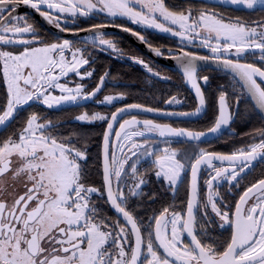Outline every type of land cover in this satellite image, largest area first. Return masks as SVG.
<instances>
[{"label":"snow or ice","instance_id":"obj_1","mask_svg":"<svg viewBox=\"0 0 264 264\" xmlns=\"http://www.w3.org/2000/svg\"><path fill=\"white\" fill-rule=\"evenodd\" d=\"M228 2L247 9L258 7L264 12V0ZM20 5L31 7L62 31L68 29L61 28L60 14L88 16L100 12L112 17H128L133 23L170 32L189 42L199 38L201 45L211 50V58L242 82L256 106L264 112V68L240 62L246 53L255 54L256 51L264 61V19L251 22L239 18L226 19L207 8L198 13L192 7L174 11L166 6L165 0H0V45L23 46L19 52L0 48V73L7 85V101L0 112V126L33 100L51 108L63 102L91 99L100 92L108 75H102L90 93L85 92L83 84L69 87L60 83L61 77L70 72L81 80L92 77V71L80 72L82 67L90 64V57L85 56V49L73 47L67 39L51 43L41 40L26 14H16ZM42 6L47 10L42 11ZM103 27L94 25L89 29L94 33V44L118 52L116 44L105 38L101 31ZM25 34L31 38H25ZM136 35L139 36L138 33ZM139 38L144 40L143 36ZM66 51L71 52V59L66 56ZM154 51L161 54L159 48ZM231 54L236 59L228 58ZM176 59L181 62L186 81L195 89L200 107L195 113L165 114L195 115L205 106V97L197 79L196 61L209 58L182 50ZM136 62L153 75H160L143 60ZM202 79L207 82L208 77ZM53 89H59L61 95H53ZM123 95H105L101 103L112 104L123 99ZM178 102L175 97L166 101L169 104ZM130 109L158 111L141 104H130L117 108L110 118L101 113L89 115L87 112L76 117L82 122L108 121L103 137V181L107 202L123 217L124 223L97 220L99 213L92 202V194L100 190L86 186L82 162L87 160V149L73 142L74 134L56 135L57 125L53 121L40 122L41 117L33 113L18 133L0 142V180L9 173L13 179L26 177L23 193L14 196L11 203L5 198L6 188L0 187V264H264V178L243 191L235 202L234 211H225L218 206V200L222 199L219 191L221 181L238 187L241 175L251 169L253 162L258 158L264 159V130L259 132L258 142L231 154L203 149L195 154L188 165L191 180L186 212H170L169 208H164L152 218L154 226L150 225L147 236H144L136 217L127 209L128 197L119 187L122 176L126 174L125 165L134 160L130 164V175L134 178V185L129 189L132 196L138 195L137 189L145 183L137 168L141 157H154L155 175L166 180L173 190L186 165L174 149L165 147L157 152L148 140L136 138L156 133L160 137L199 139L206 133L174 128L152 120L140 121L135 116L123 120L119 123V130H115L118 117ZM231 119L226 93L221 92L218 117L208 132L220 131L222 126L229 125ZM113 133L115 141L111 139ZM117 150L120 158L116 155ZM215 162L222 166L217 167ZM202 166L211 170L205 181L208 189L205 201L200 200L198 187ZM114 179L117 182L115 190ZM209 207L219 218L217 226L231 229L230 239L223 245H217L215 241L204 242L211 240L207 232L210 231L209 226L215 224L208 214ZM185 236L190 238L188 243L184 242Z\"/></svg>","mask_w":264,"mask_h":264},{"label":"flooded vegetation","instance_id":"obj_2","mask_svg":"<svg viewBox=\"0 0 264 264\" xmlns=\"http://www.w3.org/2000/svg\"><path fill=\"white\" fill-rule=\"evenodd\" d=\"M165 4L171 7L172 9H174L175 11L185 9L183 0H165ZM192 8H194L196 11L207 8L211 11L220 13L226 19L239 18L246 22L264 19V12H262L258 7L254 9H247L244 6L232 5L229 3V4H226L225 8L201 7L198 5H195ZM41 10L46 11L47 9L44 6H42ZM16 14L17 15L26 14L28 22L34 24L35 28L38 31L39 38L43 40L44 42L46 43L62 42L64 39H67L72 42L73 47H80L86 50L85 56L90 57V63H93L91 67L89 68V70L87 71H92L93 75L90 78H86L87 82L85 83V92H88V93L92 92L96 88L97 84L100 82V77L104 75L105 73L108 74L107 77L105 78L104 90L92 101L88 102L87 104L81 105L82 107L87 106L88 104H92L93 102L98 100L102 96L107 85L109 83H112L110 79L111 75L109 74V72L105 70L100 71V72L98 71L97 62L100 61V59L103 58L104 56H109L117 60H125V61H131V62L137 63L136 62L137 60H142V58L139 59L138 57L139 53H141L142 55L147 57L150 61L156 62L153 59L146 56L138 47H136L133 43H131L126 38H124L122 35L115 33L114 31H111V30H103L102 32L105 34L106 39H111L116 44L117 49H119L118 52L113 51L112 49L105 50L102 46H99L98 43L94 44L93 42L94 33L92 32L86 33V31H88L89 29H92L94 25H104L105 27H123L126 29H130V31H133L134 33H138L139 36H143L144 40L151 46H154L157 48L165 47V48H170L173 50V51H163L162 55L164 56L175 55L179 51H182V50L188 51L190 53H196V54L206 55L210 57H212L213 55L211 53V50L206 47H203L201 43H198L196 45H188L185 42H181L176 37H173L166 33H160L159 30H156L152 27H148L144 24L133 23L128 17H122V16L112 17V16H108L106 13H100V12H93L88 16H79V15L72 16L71 14H67V13L60 14L62 16V19L60 20L61 28L68 29L67 31H62L60 28H57L54 24L48 23L38 12H36L34 9H32L29 6L20 5L18 7ZM37 15L41 16L49 24V26L52 27L54 30H57L60 32L82 33V35L77 36V37H63L62 35L55 34L41 22V20L38 18ZM155 33L161 34L163 36L173 37L174 39H176V44L168 45L166 44L165 41L155 42L154 40ZM25 38L30 39L31 37L28 34H25ZM33 46H37V45L34 44ZM0 48H2L3 50H9L13 52H19L23 50L22 45H0ZM68 52L71 53L70 51H67V53ZM260 55L261 54L259 51H256L255 54H252L251 52L246 53L243 57L240 58V62L241 63H253L257 67L264 68V61L260 60ZM228 58L236 59L234 55H229ZM206 70L207 69H203L198 72V78L200 81L202 80V77L204 76L208 77ZM179 75L185 84L183 76L180 73ZM230 76H231V84L233 85L230 88L224 90L223 92L226 93L229 108L232 114H235V116L229 128L221 136H219L218 138L212 141H208V142H189V141H184V140L161 138L156 133L152 137L150 136L151 140L153 141H158V142L163 141L164 142L165 140H167L168 142L167 144L164 143L166 144L164 146L165 147L167 146L168 148L174 149L175 151H177V153L179 154V158H181L182 162L185 163L186 165L185 170L182 173L181 179L178 182L175 190H173L169 186L166 180L164 184L162 183L154 184L153 182L149 181L152 171L154 169V167L152 166L154 157H151V158L141 157L139 160V163L137 164L138 172L139 174L142 175L143 179L145 180L148 179V181H146L143 185H141L140 189H137V192L139 193L138 195L132 196L129 194V189L132 188L134 185V178L130 175L131 173L130 164L134 162V160L130 161L129 165H125L126 174L122 176V179L119 182V187L123 188L126 196L128 197L127 205H126L127 209L131 211L132 214L136 217L137 222L139 226L141 227L142 234L144 236H147V233H148V230L146 229L145 224L146 222L151 221L154 216L155 208L153 204L155 200L161 202L160 200L161 198H163V203H161V205H159V209H157L158 215L163 211L164 208H169L170 212L174 211V212H180L182 214L186 212L187 200L189 198L190 171H191L188 165H190V163L194 159L195 154H198L201 149L205 151H209V152H214V153L231 154L237 151L238 149L245 148L247 145H250L252 143L259 141V138H260L259 132L261 130H264V118L260 115V113H258L251 98L249 97L248 93L243 88V86L240 84V82L232 74H230ZM205 85H203V91H204L206 102H207V112L202 118L198 120L161 118V117H154L150 115L136 113V114L123 117L119 121V123H121L126 118L135 116L136 118H140V119H151L158 123L169 124L176 128H185V129L194 130V131L207 130L214 125L217 119L219 96L216 98L215 118L210 125H206V122L204 119L208 113L209 98L207 95L208 93L204 88ZM2 87L4 89L6 88L5 92L7 93L6 82L4 81L2 73H0V88ZM190 94L192 96V101H191L192 103L188 105L185 104L184 98H177V97H176V100L177 101L179 100L178 103H171V104L166 103V101L172 98L170 97L166 99L165 103L161 107H152V106H148L144 104H141V105L160 109V110L170 111V112L190 111V110H193L197 106V101L191 91H190ZM238 97H239V103H237ZM181 100L183 101L180 102ZM242 100H245L247 101L246 102L247 104H250V106L252 107V110L256 113V118H257V119L255 118L254 120L248 121V126H250L248 132L256 131L257 133H255L253 136L247 135L245 137L246 141H243L244 143L236 144L237 141H231L230 139L232 138L240 139L244 137V135L240 134L238 130H236L235 128V122L237 119L238 111L240 110L239 109L240 102ZM6 101L7 100L2 101L0 99V112L3 111V108L6 105ZM32 102L33 101L29 102V104ZM71 103L73 102H68L64 106H68ZM128 104H138V103H122L121 101L119 105H117L114 108V110H112V112H114L117 108L128 105ZM22 108H20L18 112ZM109 118H110V115H109ZM248 132L246 134H250ZM8 137L9 136H0V142L7 139ZM142 138H148V137H142ZM245 138H242V139H245ZM136 139L140 140L139 138H136ZM151 140H148L149 143L151 142ZM154 146H158V145L156 144ZM163 148L164 147H159V148H156L155 150L159 152V150ZM116 155L118 158H120L121 156L118 150L116 151ZM215 163L217 167L222 166L219 162H215ZM101 166H102V163H101ZM210 172L211 170L208 169L207 167L204 166L202 168L201 177H200V191H199V198L201 201H205L207 194H208V189L205 185V181L209 178ZM102 174H103V169H102ZM261 178H264V159L259 158L253 162V166L251 167L249 171H246L245 173L241 175L238 187H233L232 185H229L226 181H221L219 191L221 193L222 199L218 200V206H220L222 210H225V211H234L235 202L239 199V196L243 193V191L248 186H250L252 183H255L257 180ZM25 180H26V177L13 179L10 173L6 174L3 177V179L0 180V187L6 188L7 190L5 194V198L7 199L9 203H11L14 196H17L23 193ZM86 186L95 187L93 185H86ZM116 187H117V182L114 179V189H116ZM104 193H105V187H104ZM104 196H105L104 202L108 204L106 194ZM101 199L102 198H101L100 191L98 193L92 194V202L96 205L98 209V213H99L97 220L105 219L106 222L119 220L121 223H124V221L118 215H116L112 211L111 208H110L111 212H108V210H103L101 208V202H102ZM200 211L202 213L203 209H201ZM207 211H208L209 216H211L212 219L215 221V224L210 225L209 226L210 231L207 232V235L211 237V240H205L204 242L215 241L217 245H223L224 242L230 239L231 229L228 226H225L223 228L218 227L217 225L220 224L219 218L216 217L214 213H212L210 207L208 208ZM199 219H200V216L198 215V220ZM200 235H203V234H200ZM184 242L185 243L189 242L186 236L184 238ZM220 250H223L222 247L220 248Z\"/></svg>","mask_w":264,"mask_h":264},{"label":"trees","instance_id":"obj_3","mask_svg":"<svg viewBox=\"0 0 264 264\" xmlns=\"http://www.w3.org/2000/svg\"><path fill=\"white\" fill-rule=\"evenodd\" d=\"M191 1H195L196 3L200 2L199 0H183L185 9L191 5ZM204 5L209 7H219L218 5L208 4L206 2ZM154 40L155 42L165 41L168 45L176 44V39L173 37L163 36L158 33L154 34ZM138 57L139 59L142 58L144 63L153 69V72L156 71L160 75H153V73L147 71V68H145L144 65L138 62L134 63L131 61L117 60L109 56H104L97 62L99 72L105 70L111 75L110 79L112 83H109L106 89L109 88V91L113 93L124 94L122 103H138L152 107H161L166 99L170 97L184 98L186 105L192 103L190 91L185 86L176 70L152 62L141 53H139ZM206 71L208 74V82L204 88L208 93L209 105L208 113L204 120L206 125H210L216 115V98L224 91V89L226 90L230 88L233 84H231L230 74L225 71L211 69H207ZM223 85L225 86L224 88ZM5 90L6 88H0V99L2 101L7 100V93ZM246 102L247 101L245 100L240 102V110L238 111L235 122L236 130L244 135L242 138H245L247 135L253 136L257 133L256 131L248 132L250 127L248 126V121L254 120L256 118V113L252 110L250 104H247ZM117 105L113 106L111 110L110 108H105V112H107L108 116ZM89 107L91 108L88 111L92 112L96 105L88 104L83 107L62 106L59 108H49L32 102L18 112L12 124L6 130L1 132L0 136H12L14 133H18L25 125L28 117L33 113L38 114L41 117L42 122L44 120L53 121L57 125L55 129L56 135L71 136L74 134L73 142L76 143L78 147H86L87 149V160L86 162H82V168L85 169V183L86 185H93L100 190L101 200L103 202H101V208L111 212L108 204L104 202L105 193L101 166L102 139L107 121L82 122L76 119V117L84 113L86 108ZM247 132L250 134H246ZM242 138H240L241 140L237 138H232L230 140L237 141L236 144H240L244 143L243 141H246V138ZM152 166L154 169L149 181L154 184H164L165 180L162 177H157L155 175L157 169L155 165L152 164ZM146 181H148V179L145 180V182ZM160 201L161 202L157 200L154 201V216L158 215L157 209H159V205L163 203V198H161ZM153 224V219L146 222V229L149 231V226H153Z\"/></svg>","mask_w":264,"mask_h":264},{"label":"water","instance_id":"obj_4","mask_svg":"<svg viewBox=\"0 0 264 264\" xmlns=\"http://www.w3.org/2000/svg\"><path fill=\"white\" fill-rule=\"evenodd\" d=\"M38 18L41 20V22L46 26L48 27V29H50L52 32H54L55 34H58V35H62L63 37H77V36H80L82 35V33H70V32H60V31H57V30H54L52 27L49 26V24L39 15H37ZM126 28H123V27H103L101 29V31L103 30H111V31H114L115 33H118L120 35H122L124 38H126L127 40H129L131 43H133L136 47H138L146 56H148L149 58L153 59L154 61H156L157 63L161 64V65H164V66H167V67H170L174 70H176L177 72H179L182 76V69H181V62L180 60L176 59V57L180 56L181 55V51H179L177 54L175 55H170V56H164L162 55V52L163 51H173L172 49L170 48H159L160 49V52L161 54L157 55L156 52L154 51V49H157V47H154V46H151L150 44H148L145 40H141L139 38L138 35H136V33H134L133 31H126L125 30ZM87 32H92V31H86ZM93 33V32H92ZM18 45V44H17ZM184 52H188V51H184ZM190 53V52H188ZM192 54H195L197 56H203V57H208L209 59L207 60H197L196 61V67H197V79H198V82L200 84V87H201V91L205 97V94H204V91H203V85L206 84V82L203 81V79L200 81L199 78H198V72L203 70V69H211V70H220V71H225L227 73H230L234 76V74L227 68H224L221 64L217 63L215 60H213L210 56H206V55H201V54H196V53H192ZM235 77V76H234ZM184 78V81H185V85L186 87L193 93L196 101H197V106L193 109V110H190V111H185V112H170V111H165V110H160V109H156V108H152V109H156L158 111H152V112H148V111H142V110H139V109H130L128 112L126 113H122L119 117H118V122L114 124V129L115 130H119V121L125 117V116H128V115H132V114H136V113H141V114H145V115H150V116H154V117H161V118H174V119H184V120H198L200 118H202L205 113L207 112V102H206V98H205V106L202 108V110L195 114V115H188V116H183V115H166L165 113H195L196 112V109L198 107H200L199 105V99L198 97L196 96L195 94V89L192 88L191 84L189 82L186 81L185 77L183 76ZM237 80L238 78L235 77ZM239 81V80H238ZM240 84L242 85V82L239 81ZM104 87H105V82H104V85L103 87L101 88L100 92H98L96 94V96L92 97L91 99H87V100H84V99H81L79 101H76V102H73L71 103L70 105L68 106H81V105H84V104H87L88 102L92 101L93 99H95L103 90H104ZM246 90V89H245ZM249 95V94H248ZM250 97V95H249ZM251 98V97H250ZM256 110L258 111V113H260V115L264 118V112H262L255 104V101L251 98ZM130 105V104H128ZM26 106V105H25ZM127 106V105H125ZM125 106H122V107H125ZM144 106V105H143ZM24 107V106H23ZM22 108V107H21ZM121 108V107H119ZM145 108H151V107H148V106H145ZM20 109V108H19ZM18 109V110H19ZM18 110L17 112L14 114V117L9 121L7 122L4 126H0V133L2 131H4L12 122L13 120L15 119L16 117V114L18 113ZM116 111V110H115ZM229 111L230 113L232 114L230 108H229ZM218 112H219V99H218ZM234 116L235 114H232V119L230 120L229 122V125L227 126H222V128L220 129V131L216 132V133H209L208 132V129L207 130H204V131H194V130H189V129H186L188 131H192V132H204L206 133L205 136H202L200 137L199 139H190V138H186V137H161V138H169V139H177V140H184V141H189V142H208V141H212L216 138H218L219 136H221L230 126L232 120L234 119ZM218 117V115H217ZM132 117H129V118H126V119H131ZM124 119V120H126ZM138 120L140 121H143V120H151V119H140V118H137ZM153 121V120H152ZM123 122V121H122ZM121 122V123H122ZM155 122V121H154ZM155 123H158V122H155ZM159 124H162V123H159ZM214 126V125H213ZM173 127V126H172ZM176 128V127H174ZM179 129H185V128H179ZM107 130V126L105 128V131ZM104 131V133H105ZM104 137V135H103ZM160 137V136H159ZM111 139L113 141H115V136H114V133L111 137ZM111 151V149H110ZM259 159V158H258ZM101 163H102V169H103V164H104V141L102 140V148H101ZM204 166L201 167V170H200V173H199V180H198V187H199V191H200V177H201V171H202V168ZM190 180H191V171H190ZM190 186V185H189ZM105 187V185H104ZM113 188H114V180H113ZM115 190V189H114ZM105 194H106V198H107V192H106V187H105ZM189 194H190V187H189ZM110 208L112 209V211L118 215L123 221V217L116 212V210L111 206V204L108 202ZM187 237V236H186ZM188 241L190 238H188Z\"/></svg>","mask_w":264,"mask_h":264},{"label":"rangeland","instance_id":"obj_5","mask_svg":"<svg viewBox=\"0 0 264 264\" xmlns=\"http://www.w3.org/2000/svg\"><path fill=\"white\" fill-rule=\"evenodd\" d=\"M200 2H198V3H196L195 1H191L190 2V6H188V7H193V6H195V5H198V6H201V7H209V6H206V5H204V3L206 2V3H208V4H214V5H218L219 7H216V8H225V6H226V4H229V2H228V0H199ZM204 3H203V2ZM167 7H169L168 5H166ZM238 6H242V5H238ZM215 7V6H214ZM169 9L170 10H174V9H172L171 7H169ZM175 11V10H174ZM197 13H198V11H197ZM138 24H142V23H138ZM154 29H156V28H154ZM156 30H159V29H156ZM160 31V33H166V34H168V35H171V36H173V37H176L177 39H179L181 42H185V43H187L188 45H196V44H198V43H201V41H200V39L198 38V39H195V42L194 41H192V42H189L188 40H186V39H181L180 37H178V36H174V35H172L170 32H164V31H161V30H159ZM213 43H215V41H213ZM209 49V48H208ZM234 51V50H233ZM66 53H67V51H66ZM231 55H234V54H231ZM66 56L68 57V59H70L71 58V53H67L66 54ZM235 56V55H234ZM93 63H90L89 65H86V66H84V67H82L81 69H80V72L81 73H83L84 71H87V70H89V68L91 67V65H92ZM154 72H156V71H154ZM60 83H64V84H67L69 87H75V85L76 84H83V85H85V83L87 82V79L85 78L84 80H81L80 79V77L78 76V75H76L75 73H72V72H70L66 77H61V79H60V81H59ZM234 83V82H233ZM225 86L223 85V88H224ZM107 88V87H106ZM222 88V87H221ZM110 89L108 88V89H105V91L103 92V94H102V96L98 99V100H96L95 102H93L92 104H95L96 105V107H95V109H94V111H92V112H90V111H88L91 107H89V108H86V110H85V112H87L89 115H92L93 113H101V114H103V115H107L108 116V114H107V112H105V108H110V110H111V108H113V106H115V105H117V104H119L123 99H124V96H123V99H118V100H116V101H114L112 104H108V103H101V101L103 100V97L105 96V95H118L119 93H113V92H111V91H109ZM225 90V89H224ZM52 93H53V95H56V96H59V95H61V92L59 91V89H53L52 90ZM179 101V100H178ZM183 100H181L180 102H182ZM33 102L35 103V104H40V105H42V106H46V105H44L41 101H35V100H33ZM66 103H68V102H63V103H61V104H59V105H54L53 107H51V108H59V107H62V106H64ZM47 107V106H46ZM93 108V107H92ZM84 112V113H85ZM83 114V113H82ZM40 122H42V121H40ZM87 122V121H86ZM92 122H97V121H92ZM153 135H155V133H152V134H146L144 137H148V138H142V137H138L139 139H140V141L141 140H151V137L153 136ZM151 136V137H150ZM150 144L152 145V149H156V148H159V147H164L165 148V146L164 145H166V144H164V142L163 141H160V142H158V141H153V140H151V142H150ZM158 145V146H154V145ZM167 147V146H166ZM147 157H152V156H147ZM98 189V188H97ZM98 193V192H97Z\"/></svg>","mask_w":264,"mask_h":264}]
</instances>
